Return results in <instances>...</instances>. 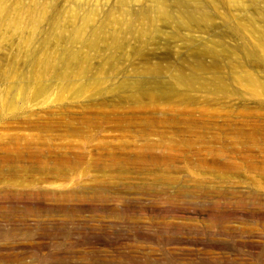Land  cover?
I'll use <instances>...</instances> for the list:
<instances>
[{"label":"rangeland","instance_id":"374dc122","mask_svg":"<svg viewBox=\"0 0 264 264\" xmlns=\"http://www.w3.org/2000/svg\"><path fill=\"white\" fill-rule=\"evenodd\" d=\"M264 264V0H0V264Z\"/></svg>","mask_w":264,"mask_h":264},{"label":"bare ground","instance_id":"6f19581e","mask_svg":"<svg viewBox=\"0 0 264 264\" xmlns=\"http://www.w3.org/2000/svg\"><path fill=\"white\" fill-rule=\"evenodd\" d=\"M17 264V263H16Z\"/></svg>","mask_w":264,"mask_h":264}]
</instances>
